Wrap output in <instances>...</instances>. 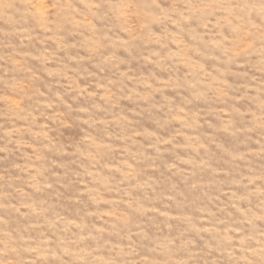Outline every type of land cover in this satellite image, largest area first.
<instances>
[{"label":"rangeland","instance_id":"obj_1","mask_svg":"<svg viewBox=\"0 0 264 264\" xmlns=\"http://www.w3.org/2000/svg\"><path fill=\"white\" fill-rule=\"evenodd\" d=\"M260 4L0 0V264H255Z\"/></svg>","mask_w":264,"mask_h":264},{"label":"clouds","instance_id":"obj_2","mask_svg":"<svg viewBox=\"0 0 264 264\" xmlns=\"http://www.w3.org/2000/svg\"><path fill=\"white\" fill-rule=\"evenodd\" d=\"M261 15H264V0H261L260 4ZM257 15V9L254 4H243L237 7V17L241 23H249V18L255 19ZM258 259L255 260V264H264V249H261L254 253Z\"/></svg>","mask_w":264,"mask_h":264}]
</instances>
